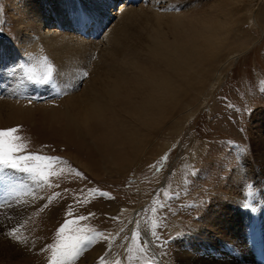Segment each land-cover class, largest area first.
<instances>
[{
    "label": "rangeland",
    "instance_id": "1",
    "mask_svg": "<svg viewBox=\"0 0 264 264\" xmlns=\"http://www.w3.org/2000/svg\"><path fill=\"white\" fill-rule=\"evenodd\" d=\"M18 6L35 14L48 9L49 24L32 26L36 35L45 28L55 32L35 37L26 54ZM122 6L142 7L148 15L130 23L136 36L120 49L108 34L113 26L123 28L120 17L111 15ZM106 10L96 14L89 0H0V51L7 50L0 56V130L17 129L14 157L47 158L24 162L39 165L34 174L0 172V214L7 222L0 264H51L59 260L60 243L77 237L87 241L64 264H261L264 0H131ZM225 11L233 31L223 37L233 46L225 66H218L220 79L215 81V68L205 88L191 94L189 108L176 110L154 132L125 111L120 116L123 103L117 104L119 114L108 109L100 75L108 82L125 74L133 60L160 76L182 70L178 62L167 64V56L145 54L156 29L172 38L184 37L188 28L204 63L216 65L221 55L204 45L227 28ZM174 16H180L177 23ZM180 21L184 27L174 30ZM86 23L94 33L76 49L87 48L69 57L60 45L72 49ZM96 98L106 109L90 126L60 119ZM18 208L19 218L12 219ZM65 223L68 229L58 235Z\"/></svg>",
    "mask_w": 264,
    "mask_h": 264
},
{
    "label": "bare ground",
    "instance_id": "2",
    "mask_svg": "<svg viewBox=\"0 0 264 264\" xmlns=\"http://www.w3.org/2000/svg\"><path fill=\"white\" fill-rule=\"evenodd\" d=\"M112 1L113 0H89V7H91L94 10V12L99 15L103 12H106L107 11L106 9H108L109 7L116 8L119 3L125 1L128 2L131 0H114L115 2L113 3L114 4L113 6L111 5ZM136 1L137 0H132V3L135 4ZM101 2L104 4L100 5ZM26 6L29 7L30 5H26ZM47 10L48 9H42L37 14H35L34 9L28 10L23 6L17 7V11L19 15V17H17V27L22 33V35L20 34L21 37H25L24 39V42L26 43V48L24 52L25 54L29 50L30 44L34 41L35 37H38V39H42V38L51 37L55 33L52 32V29L45 28L44 30L41 29L39 33L36 35V32L34 31V28L32 26L33 24L40 23V27L41 24L43 27H45L44 21H46V23L49 24L50 20L48 19V17L51 14L48 15ZM111 15L114 17L118 15L124 26L121 29L113 26L112 30L109 31L108 37H111V39L115 43L119 44V48L123 49V47L125 46V41L131 37L136 36V33L134 31L130 32L128 30L130 23L138 22L140 24L142 22V19L148 15V11H146V9L142 7L127 8V6H122L118 14L112 11ZM221 15L222 17H224L225 20L226 18L228 19V21L226 22L227 28L225 29L224 32L218 35L219 36L218 39L212 41L213 37H210L209 39H207L204 45L205 49L207 51L211 50L212 54L221 55L219 59L221 57L222 58L218 61L216 65L204 63L205 57L199 52L194 37H190L188 28H186L184 37L177 35L176 37H174L175 34H172L173 35L172 38L166 37L164 33L163 34L160 33L159 29L158 30L156 29L154 35L152 37H149L150 41L152 39V42L150 44L152 47L149 49V51L145 52V54L149 56L153 55V57L159 56L161 58L167 56L165 59L167 64H169L170 62H178V65L182 67V70H175L173 72H170L171 74L169 73L166 76H160V75H156L152 71H148L147 69H144L142 66H140V64H137V62H134L133 60V62L129 64V67L126 70L125 74L117 73L116 75H112L110 76L108 82H104L102 80V76L100 75V77L98 78V80L101 83V87L99 88L100 90L99 93H101L102 99L105 100V104L108 107V109L111 108L113 112L118 113L119 106H117V104L123 103L120 114L118 113L120 116H122L123 115L122 113L125 111V113H128L131 118L136 119V122L139 125L150 130L151 132H154L161 127L163 120L172 117L173 114L176 112V110L178 109L186 110L187 108H189L188 101L191 99L190 97H192L191 94L193 92H197L201 90L202 88H205L206 86L205 84L207 83L210 76H212L214 69L218 68L220 64L222 65L224 57L226 56L227 53H229L231 47L233 46L231 45L227 37H223L226 35V33H230L233 31V29L231 28L232 26L230 24L231 21H229L231 20L230 19L231 16H229L226 11L223 12ZM179 17L180 16L172 17L174 18L172 22L177 23ZM49 18L51 19V16ZM56 18L59 17L56 15ZM160 19L161 18H156V20L159 22L158 25H160L161 22ZM59 20L60 23H62L63 25L65 26L67 25L66 21H62V18ZM179 23L180 25H177L174 30H178L179 28L182 29V26L184 27L181 21ZM92 33L94 32H92L91 28L89 27V23H86V27L80 30V34H78L79 36L77 37L78 42L72 46V49H67L66 47L60 45L63 48L62 52H66L69 55V57H73L74 54H78V53L80 56V52L85 48H87V46H84L80 50H77L76 48L78 47L79 44L83 43L82 39H85L83 37L84 35L88 36ZM193 33L196 35H205V32L197 31L195 29L193 30ZM210 35H213V33H211ZM50 40L59 41L60 38L52 37L50 38ZM170 40H173L174 43H171ZM55 45H59V44L56 43ZM129 50L130 49H125V51H129ZM132 52L130 50V53ZM6 53L7 50H2L0 51V56ZM118 57H119V53L115 51L112 55V58L117 59ZM20 59H25V55H20L19 60ZM128 61L129 60L126 59V62ZM225 63L222 65V67L225 66ZM2 65L3 63H1L0 61V66H1L0 70L3 69ZM165 67L167 69H170V66H165ZM206 70H209L208 71L209 73L207 72L208 73L207 76L205 75ZM214 75L216 77L215 81L217 82L221 77V69L218 68V70H216ZM127 76L129 78H127ZM195 80H197V84L195 83ZM216 82L212 84V88L215 87ZM95 92H97L96 87L93 86L91 93H95ZM102 103L103 102L101 101V99L96 98L95 101L91 102L88 107L75 108L73 111H69L67 114L60 117V119L66 117L70 120L71 123L75 125L84 124L85 126H90L91 122H93L95 119L98 120L102 117L103 114L101 115V113L106 109V108H104V110L102 109L101 107ZM3 104L4 103H1L0 105ZM126 118L127 116L125 117V119ZM55 120H59V119L57 118ZM261 161L264 162V157L261 159ZM19 208L16 211L14 210L15 212H13V214L9 215L11 216L12 219L17 220V218H19L17 215V214H21ZM4 215H5L4 213L0 214L1 238L7 237V232H5L6 230L2 231L4 230V227H6L7 224V222L4 221L6 217ZM212 250L209 251L208 249L207 253H212ZM16 252L17 251H15V253ZM263 253H264V248H263ZM263 253L262 251H260L259 259L261 261V264H263V258L261 256V254ZM183 264H197V263L196 261H191L190 263H188L186 260H184ZM215 264H233V263L218 262Z\"/></svg>",
    "mask_w": 264,
    "mask_h": 264
},
{
    "label": "snow or ice",
    "instance_id": "3",
    "mask_svg": "<svg viewBox=\"0 0 264 264\" xmlns=\"http://www.w3.org/2000/svg\"><path fill=\"white\" fill-rule=\"evenodd\" d=\"M43 82H48L47 76L43 78ZM16 131L17 129L0 130V172H2L5 168H8L21 173L34 174L38 170L39 165L29 167L25 165L24 162L33 160L41 161L42 159L47 158H42L40 156L14 157V153L18 150L14 143L17 139L14 135ZM40 175H44L43 171H40ZM81 219H83V217H81ZM75 222V220L72 221V223ZM68 227V223H65L64 226L59 229L58 235L63 234ZM86 241L87 237H77L70 245L61 242L59 248L57 249L59 260L53 259L51 264H64L65 259L73 253H76L79 246Z\"/></svg>",
    "mask_w": 264,
    "mask_h": 264
}]
</instances>
